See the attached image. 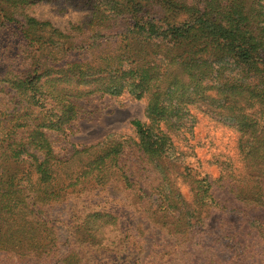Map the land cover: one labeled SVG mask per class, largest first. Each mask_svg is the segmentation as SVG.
<instances>
[{
	"label": "trees",
	"instance_id": "obj_1",
	"mask_svg": "<svg viewBox=\"0 0 264 264\" xmlns=\"http://www.w3.org/2000/svg\"><path fill=\"white\" fill-rule=\"evenodd\" d=\"M39 4L87 17L71 35L27 14ZM0 94L10 105L0 111V252L101 264L88 249L117 217L88 211L63 256L46 219L68 189L90 186L117 190L135 211L149 243L134 264H175L190 246L208 255L202 264L264 262V0H0ZM123 95L145 102V122L56 158L45 131L74 122L78 100ZM199 116L237 135L236 163L213 156L211 180L178 148ZM213 186L240 209L215 200ZM127 239L110 264L129 262Z\"/></svg>",
	"mask_w": 264,
	"mask_h": 264
},
{
	"label": "rangeland",
	"instance_id": "obj_2",
	"mask_svg": "<svg viewBox=\"0 0 264 264\" xmlns=\"http://www.w3.org/2000/svg\"><path fill=\"white\" fill-rule=\"evenodd\" d=\"M27 14L39 21L49 22L55 29L74 35L71 31L72 27L83 23L87 14L76 10L67 9L64 12H58L55 6L49 4H39L27 10ZM77 42L78 40H73ZM103 42V41H102ZM103 50V47L102 49ZM97 52V51H95ZM93 54H87L86 58H92ZM95 58V57H94ZM78 108V116L62 133L45 131V136L50 143L54 155L57 159L65 161L69 159L75 150L94 145L101 142L109 135L119 137H128L131 135L129 122L139 120L145 122L144 101H135L127 95L120 97L93 96L90 98L78 100L76 102ZM8 99L0 94V111L9 108ZM236 133L229 127L217 124L205 117H198V123L194 129L193 137L186 141H180L178 148L187 156L188 153L194 152L187 158V163L199 166L200 172L208 176V180L217 178L218 168L212 158L215 155H223L231 157L236 163V155L232 147L236 140ZM189 139V137H188ZM197 144L195 147L192 145ZM192 147V148H191ZM193 156V157H192ZM79 190L78 187L68 189L62 199L50 207L46 211V219L55 227V234L58 236V252L62 256L67 252L75 249L70 247L69 241L73 243L72 235L75 229L80 225V221L92 209L110 213L117 217V225L113 229L105 231L106 242L100 248L88 249L92 257H97L101 264H110L113 261V253L118 250V239L126 238L125 247L129 248V262L123 258L126 254L121 255L124 264H134L138 256V249L144 246L147 254V236H140V221L136 216L133 208L128 204L125 198L114 192V195L93 189L90 186ZM97 193L99 195H97ZM213 198L224 204L227 208L240 209V205L226 194L213 186L211 188ZM124 195V194H123ZM125 196V195H124ZM72 212L75 215V219ZM82 214V215H80ZM146 227V226H145ZM121 232V236H118ZM148 233L150 242L157 241V236ZM120 237V238H119ZM120 241V240H119ZM256 245V242H252ZM259 245V246H258ZM258 249L260 244H258ZM140 247V248H139ZM184 249V247H182ZM185 250V255L181 256V260H173L175 264H202L204 258L208 255L201 254L198 250L191 246ZM259 252V250H256ZM117 252V251H116ZM223 262V255L216 256ZM60 257H50L49 259L24 258L18 259L9 257L5 253L0 252V264H61ZM264 261V256L261 257ZM141 264V263H138ZM164 264H171V261ZM231 264V263H221ZM264 264V262H262Z\"/></svg>",
	"mask_w": 264,
	"mask_h": 264
}]
</instances>
